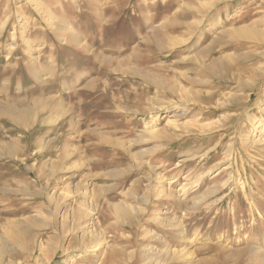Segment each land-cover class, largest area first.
I'll return each instance as SVG.
<instances>
[{"label": "rangeland", "instance_id": "1", "mask_svg": "<svg viewBox=\"0 0 264 264\" xmlns=\"http://www.w3.org/2000/svg\"><path fill=\"white\" fill-rule=\"evenodd\" d=\"M263 15L264 0H0V264H264V141L246 139L264 41L228 33Z\"/></svg>", "mask_w": 264, "mask_h": 264}, {"label": "bare ground", "instance_id": "2", "mask_svg": "<svg viewBox=\"0 0 264 264\" xmlns=\"http://www.w3.org/2000/svg\"><path fill=\"white\" fill-rule=\"evenodd\" d=\"M37 1V0H36ZM41 4H37L36 6L40 9V6ZM35 6V7H36ZM211 6V5H210ZM41 10V9H40ZM47 12V11H46ZM263 17H264V15H263ZM43 19L45 20V21H47V19H46V17L45 16H43ZM263 21V20H262ZM48 22V21H47ZM262 23V22H261ZM263 24V23H262ZM4 27V26H3ZM264 27V26H263ZM196 28H198V25L197 26H195V30H196ZM261 30V29H260ZM3 31V28L2 29H0V33ZM229 32L228 33H230V34H232V36H233V38L235 37H238V36H242L243 38H250V40L251 39H259V41L260 40H262V41H264V29H263V31H256V30H254V29H252V28H250L249 26H241V27H238V28H232V29H230V30H228ZM241 37V38H242ZM235 56V55H234ZM218 60V59H217ZM235 63V62H234ZM256 71V70H255ZM258 71V70H257ZM263 72H264V70H262ZM261 73V72H260ZM259 73V74H260ZM262 75H264V74H262ZM261 75V76H262ZM236 77V76H235ZM246 80V79H245ZM242 84V83H241ZM226 97V96H225ZM213 102V101H212ZM219 103V105L220 106H222V105H224V103H228V99L226 98V99H224L223 101H221L220 100V102H218ZM185 111V110H184ZM187 112V111H186ZM185 112H183V114H184ZM180 116H181V114H180ZM208 125V124H207ZM215 126V125H214ZM254 126H255V129L258 131V132H256V134H251L250 136H248L246 139H247V141L249 142V143H255V142H257V141H264V123H263V121L262 120H258V121H256L255 123H254ZM175 127V126H174ZM215 129V128H214ZM264 143V142H263ZM248 144V143H247ZM250 144V145H251ZM229 148H231V147H228L227 149H229ZM226 149V150H227ZM202 176H203V174L202 175H200V176H198L197 177V179H195L194 181H193V183H195V185H199V181L201 180V178H202ZM193 183H191L192 185H193ZM171 184H172V182L170 181V182H167L163 187H161V188H159V190H158V194H160V195H163V194H165L166 196H170L171 195ZM191 184H187V183H185V184H183L182 185V187H181V189H179L181 192H182V190L184 191L183 193H185L186 191H188L189 189H191ZM195 187V186H194ZM178 191V190H177ZM71 193V192H70ZM178 193V192H177ZM216 193V192H215ZM74 194V193H73ZM180 194V193H179ZM169 198V197H168ZM123 205V207H124V204H122ZM121 205V206H122ZM83 207H84V205H83ZM125 207H126V209H128L129 207L128 206H126L125 205ZM124 207V208H125ZM122 209V208H121ZM68 213V212H67ZM85 217H87V218H89V220H88V222H90V224H91V222H92V218H93V215L91 214V210L89 209V210H87L86 211V214H85ZM38 218V217H37ZM23 219V218H22ZM22 219H21V222L20 223H23V224H26V225H30V224H33V221L30 219L29 221L28 220H25V221H22ZM25 219V218H24ZM39 219V218H38ZM42 219V218H41ZM43 220V219H42ZM81 220V219H80ZM32 221V222H31ZM72 221V220H71ZM87 226H88V228L90 227L89 226V224H87ZM180 226V225H179ZM18 228H19V226H18ZM67 229V228H66ZM63 230V229H62ZM8 232H10V231H8ZM106 232V231H105ZM105 232H104V230H96V229H91L90 231H89V233L90 234H88V235H90V242L88 241L85 245H86V250H90V249H93L94 251H96V250H98V251H100V255H102V254H104V253H106V251H108L107 250V247H108V241H107V239H106V237H105ZM22 231L19 229V237H18V239H19V244H21V246L24 248V249H27V246H28V243H27V241L23 238L22 239V237H25V236H23L22 234ZM22 235V236H21ZM5 236V235H4ZM15 236V235H14ZM16 237V236H15ZM12 238V237H11ZM6 240H8V241H13V240H9L7 237L5 238ZM84 240V239H83ZM18 242V241H17ZM53 243V242H52ZM83 244V243H82ZM41 245H42V243H41ZM84 245V244H83ZM43 246V245H42ZM46 246V245H45ZM80 246V245H79ZM41 247V246H40ZM51 247H53V246H51ZM44 248V247H43ZM55 248V247H54ZM29 249V248H28ZM27 249V250H28ZM52 250H53V248H50V249H48V253H47V256H46V258L44 259V261H43V263L45 262V261H47V259H48V257L50 256V254H51V252H52ZM56 250V249H55ZM41 251H42V248H41ZM53 253V252H52ZM176 253V252H175ZM187 253H189V252H187ZM2 254H3V251H0V258L2 257ZM180 254H185V253H183V251L181 252L180 251ZM188 255V254H187ZM43 256V255H42ZM52 256V255H51ZM181 256V255H180ZM186 256V255H185ZM190 257V256H189ZM51 260V259H50ZM49 260V261H50ZM161 261V260H160ZM48 262V261H47ZM155 262V261H154ZM153 262V263H154ZM157 263H161V262H159V261H157ZM41 264V263H40ZM45 264H47V263H45Z\"/></svg>", "mask_w": 264, "mask_h": 264}]
</instances>
